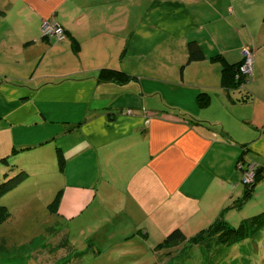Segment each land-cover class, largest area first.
<instances>
[{"label": "crops", "instance_id": "obj_1", "mask_svg": "<svg viewBox=\"0 0 264 264\" xmlns=\"http://www.w3.org/2000/svg\"><path fill=\"white\" fill-rule=\"evenodd\" d=\"M49 20L67 34L44 36ZM189 40L203 59L187 61ZM244 47L253 73L223 85ZM242 144L243 165L264 168V0H0V181L72 165L94 192L146 190L151 213L175 193L182 213L211 217L243 192Z\"/></svg>", "mask_w": 264, "mask_h": 264}, {"label": "rangeland", "instance_id": "obj_2", "mask_svg": "<svg viewBox=\"0 0 264 264\" xmlns=\"http://www.w3.org/2000/svg\"><path fill=\"white\" fill-rule=\"evenodd\" d=\"M86 162L80 163L83 174L89 172ZM72 168L65 175L49 176L44 183L26 177L0 198L10 213L0 221V264H264V225L252 237L230 246L215 243L213 238L160 248L158 243L175 226L189 239L211 225L220 211L213 218L212 212H203L202 218L182 213L174 207L176 194L167 193V202L161 199L151 213L147 209L151 202L143 199L153 198L151 192H125V186L121 189L124 194L106 192L105 185L94 192L87 180L71 176ZM60 188L58 212L50 213L47 204ZM258 190L241 209L226 213L234 226L240 218L264 209V185ZM164 193L160 192L161 197ZM48 226L64 228L71 249L54 246L57 236L47 230ZM73 250L82 252L79 256Z\"/></svg>", "mask_w": 264, "mask_h": 264}, {"label": "trees", "instance_id": "obj_3", "mask_svg": "<svg viewBox=\"0 0 264 264\" xmlns=\"http://www.w3.org/2000/svg\"><path fill=\"white\" fill-rule=\"evenodd\" d=\"M48 22L58 23L54 20H49ZM59 24V23H58ZM60 25V24H59ZM61 26V25H60ZM62 28V26H61ZM64 36L67 34L66 31L62 28ZM44 36H54V35H45ZM63 36V37H64ZM57 37V36H56ZM186 49L188 53L187 61L203 59L205 54L199 45V43L195 40H189L186 44ZM219 56L218 54L215 57ZM243 58L237 62H226L221 70V82L223 85L228 87L242 88L248 80H245L242 76L236 77L238 72V67L242 63ZM184 65L181 66V69ZM98 78L103 79H114V80H123L131 78V75L124 73L123 71L102 68L98 73ZM208 93L205 91H199L196 94V102L199 106H203L208 101ZM195 125H204V122L199 120H194ZM207 127H210L206 124ZM244 145H241V152L237 159V163L241 164V168L243 172L247 169L248 165H243L241 162L242 152ZM56 159H57V168L59 171H63L66 165V159L63 156L60 148L56 149ZM253 164V163H252ZM26 172L23 170L18 171L14 176L8 177L2 181H0V198L5 195L10 189L14 188L16 185L21 183L26 178ZM264 179V168L258 167L254 165V173L251 181L243 183V192L242 194L236 198L231 200L228 204L225 205L224 208L220 210L219 216L209 225L206 229H202L195 236H192L188 239L186 234L179 226H175L172 228L164 239L158 243V247L160 248H172L178 247L181 243L186 244H196L202 243L204 241H209L208 239H215V243L221 245L230 246L239 239L253 236L258 229H260L264 225V209L254 215L240 218L238 224L234 226L228 219H226V213L231 211V209H241L243 205L251 199L253 196V191L257 183ZM62 196V189H58L51 199V201L47 204V209L50 213H57L59 203ZM264 208V207H263ZM10 215L7 206L0 202V221L6 219ZM47 230L50 233H54L57 237L54 238V246L56 245L58 248H63L66 250L71 249V245L68 244V237L64 228L58 229L55 226H48ZM58 239V241H57ZM4 244V241H2ZM1 244V245H2ZM3 246V245H2ZM51 248V247H50ZM48 249V252L51 249ZM74 251V250H73ZM77 252V251H76ZM82 252V251H81ZM81 252L75 253V255L81 254Z\"/></svg>", "mask_w": 264, "mask_h": 264}, {"label": "built area", "instance_id": "obj_4", "mask_svg": "<svg viewBox=\"0 0 264 264\" xmlns=\"http://www.w3.org/2000/svg\"><path fill=\"white\" fill-rule=\"evenodd\" d=\"M42 31L45 35H54L58 38H62L64 36L63 30L61 26L58 23L54 22H45L42 25ZM242 63L238 67V72L236 77L242 76L245 80H248V78L253 73V64H254V50L249 47H244L242 50ZM239 166H241L239 164ZM254 173V164H249L247 169L244 171V181L248 182L252 180Z\"/></svg>", "mask_w": 264, "mask_h": 264}, {"label": "water", "instance_id": "obj_5", "mask_svg": "<svg viewBox=\"0 0 264 264\" xmlns=\"http://www.w3.org/2000/svg\"><path fill=\"white\" fill-rule=\"evenodd\" d=\"M242 181H244V177H242ZM244 183V182H243Z\"/></svg>", "mask_w": 264, "mask_h": 264}]
</instances>
